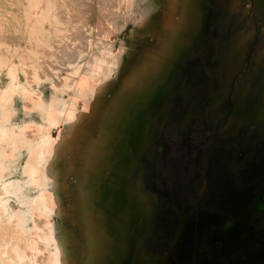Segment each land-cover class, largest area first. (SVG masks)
<instances>
[{
  "label": "rangeland",
  "instance_id": "374dc122",
  "mask_svg": "<svg viewBox=\"0 0 264 264\" xmlns=\"http://www.w3.org/2000/svg\"><path fill=\"white\" fill-rule=\"evenodd\" d=\"M142 136L161 154L117 166ZM142 163L157 234L177 218L193 260L234 224L264 264V0H0V264L128 259Z\"/></svg>",
  "mask_w": 264,
  "mask_h": 264
},
{
  "label": "flooded vegetation",
  "instance_id": "af4514ba",
  "mask_svg": "<svg viewBox=\"0 0 264 264\" xmlns=\"http://www.w3.org/2000/svg\"><path fill=\"white\" fill-rule=\"evenodd\" d=\"M159 111L153 107L148 111L147 119H158L157 117H160ZM171 111L172 105H169L167 109L168 116ZM198 118L200 120L202 119V113L198 114ZM157 121H155V124L157 123ZM152 122L154 121H150V123ZM146 124L147 121H145V125ZM152 145L155 146V142L152 138H150L149 136H142V143H140L137 148L134 147L132 150L129 149V152L126 150V148L122 149L124 155L118 161L117 166L127 164L128 167L132 169L131 165L135 162L136 157L139 161V157L141 156L142 160L146 159L147 161H150L148 156L151 157L152 154H154L155 150L157 151V154H161V147L157 149ZM140 168L141 164L138 163L136 165V169L139 170ZM147 178L148 175L146 173V167L142 163V190L141 186H138L137 189L134 190L139 194H141L142 192V201H139L138 204L141 206L136 207L132 206V204L130 203L128 204L129 209H131V207H136L139 209L138 214H141V217H138L142 219H139V223L142 226L140 246L135 249H130L128 248V245H125L122 257L128 259L120 258V260L118 261L119 264H242V262H245V257L246 261H249V257L252 260V258L256 256V254H254L255 251H252L247 255H243V250L248 252V247L245 246L250 244L249 242H251V240L249 241L248 236L242 235L241 233H239V236L234 237L233 235L232 237V232L237 230L233 226L234 224L228 227L224 226L219 231H215L217 229H212L211 227L206 226L207 224H205V228L201 236L203 242L206 245V249L200 250L199 252H201V256L192 260L190 258V253L194 251V243H187L179 248V223L177 218L174 219V222L167 227L168 232L157 234L158 229L153 224V217L151 216L154 213V209H156L157 203L155 202L154 196H148V194H154L158 190L156 186L150 184L151 180H149L148 182ZM162 206L178 210V202H162ZM197 222H199V219L197 220ZM203 222H201V224ZM99 223L109 224L110 222L108 223L106 221H103ZM207 223L209 224V222ZM160 225L161 227L163 226L162 224ZM173 229L175 230L174 233H172ZM191 245L193 246L192 249L190 248ZM130 251L136 254H131ZM131 255H136L137 259L134 258L133 260H130ZM112 263L114 264V260L112 261Z\"/></svg>",
  "mask_w": 264,
  "mask_h": 264
},
{
  "label": "bare ground",
  "instance_id": "6f19581e",
  "mask_svg": "<svg viewBox=\"0 0 264 264\" xmlns=\"http://www.w3.org/2000/svg\"><path fill=\"white\" fill-rule=\"evenodd\" d=\"M156 26L158 27V25L156 24V23H154L153 25H151L150 27H152V29H155L156 28ZM133 33V36L132 37H134L133 38V43L135 42V38H137V37H135V35H134V31L132 32ZM98 35H101L100 34V32L98 31V33H97ZM77 37L79 38V39H82L81 41H83V43H85L86 41V38H87V36L85 37V36H83L82 35V33H78L77 34ZM84 39V40H83ZM97 40V39H96ZM93 42V41H92ZM104 42V41H103ZM135 44V43H134ZM135 47H137V49H139L140 50V52H138V54L136 53L135 55L136 56H138L139 54L141 55V49H142V46H135ZM75 48V47H74ZM123 48L121 47V52L123 51L122 50ZM121 54V53H120ZM146 55H147V53H145ZM117 58H118V60L120 61L119 63H123V67H125L127 64L124 62V59L123 58H119V53L117 54ZM128 58H130V60L129 61H133V57H131V56H129ZM116 62L118 63V61L116 60ZM134 66V64L133 63H130L129 64V69L131 70L132 69V67ZM122 67V68H123ZM103 68H104V70H106V67L104 66V65H102L101 64V69L103 70ZM130 70L128 71V73H125V74H119V76H117L118 77V83H119V85L120 86H127L128 84H129V82L134 78V77H132V76H136L137 74H136V72H132V73H129L130 72ZM89 75V74H88ZM87 77V76H86ZM85 78V77H84ZM95 78V77H94ZM100 80V79H99ZM87 81H89V80H87ZM85 82V81H82V86H85L84 84L86 83L87 85H90V84H88V82ZM90 82H92V81H90ZM96 83H97V81H96ZM100 84L102 85V87H103V85L104 86H106V83H105V80H103V81H100ZM92 85V84H91ZM121 88V87H120ZM120 90V89H119ZM90 105H91V102H89V101H86L85 102V106L88 108V107H90ZM89 109V108H88ZM103 122V121H102ZM104 139H105V129H102V131L98 134V137L96 138V139H94L95 141H92L91 140V138L89 139V143H90V145L92 144H96V145H99V146H96V148H98L99 150H100V146H103V143H105V142H103L104 141ZM101 149H102V147H101ZM99 152V151H98ZM52 208H53V206H52ZM39 222V224H40V226H41V230L42 231H45V232H48L49 231V229L48 228H45L46 226H45V223H44V221H42V220H38ZM41 231V232H42ZM95 241V240H94ZM43 254V253H42ZM48 264V263H47Z\"/></svg>",
  "mask_w": 264,
  "mask_h": 264
}]
</instances>
